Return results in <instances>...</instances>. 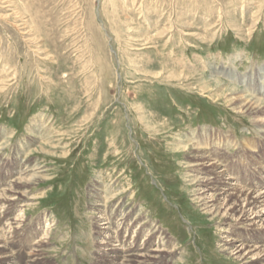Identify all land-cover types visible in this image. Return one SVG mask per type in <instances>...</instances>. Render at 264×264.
<instances>
[{
  "label": "rangeland",
  "instance_id": "374dc122",
  "mask_svg": "<svg viewBox=\"0 0 264 264\" xmlns=\"http://www.w3.org/2000/svg\"><path fill=\"white\" fill-rule=\"evenodd\" d=\"M211 68L264 81V0H0V172L16 153L40 150L37 133L54 138L34 152L48 180L30 190L37 198L21 219L51 241L47 264H93L89 195L110 173L112 183L124 174L128 203L177 242L171 264H239L221 252L220 219L195 205L173 148L192 131H224L250 146L247 176L264 177V119L235 111L226 95L236 84L220 76L215 86ZM181 69L192 76L169 77Z\"/></svg>",
  "mask_w": 264,
  "mask_h": 264
},
{
  "label": "bare ground",
  "instance_id": "6f19581e",
  "mask_svg": "<svg viewBox=\"0 0 264 264\" xmlns=\"http://www.w3.org/2000/svg\"><path fill=\"white\" fill-rule=\"evenodd\" d=\"M234 71L212 69L211 75L207 78L218 87L224 81L220 76L236 84L230 85V91L226 95L235 96L236 102L233 103L235 111L264 119V81L260 82L261 74H236ZM168 74L171 79L192 76L183 70L168 71ZM155 121L157 122L156 119ZM258 123L259 126L264 127L263 123L259 121ZM213 131L204 127L174 139L176 143L173 145L174 151L184 153L185 177L191 188L192 199L204 214L211 217V220L220 219L222 238L219 245L222 253L228 254L239 264H264V187H262L264 177L261 178L259 171L252 173L256 178L247 176L246 172H250L249 168L253 166V156L245 140L239 141L237 138H232V135L224 134V131L217 133ZM261 134L264 135V129ZM3 135H0V139H3ZM37 136L41 141L40 150L37 147H33L35 150L30 147L25 154L16 153L14 168L10 169L9 174L0 172V264H47L45 251L51 241L47 240L48 236L41 239L42 232L35 228L36 225L21 220L27 213L28 202L31 203L37 198L36 195L31 198L30 190L44 180H48L46 171L38 168L37 164L34 165L36 160L34 158L33 161L34 152L37 150L42 153L49 152V149L55 147L54 142L52 143L54 138H46L43 131L37 133ZM215 138L219 140L215 141ZM1 142L0 152L5 147L1 148L6 139ZM234 147H238L234 151L237 152L235 154L230 150ZM0 162V166H3V162L1 160ZM244 162L248 163L247 166H244ZM258 162L257 164L261 166L264 159ZM206 164L210 169L204 168ZM112 175L113 173L109 176L100 175L89 195L93 209L91 214L97 218L94 229L98 238V244L95 245L98 253L93 257V264H102V262L103 264H171L172 261L177 260L181 254L179 251H182L180 247L178 248L177 242L174 239H167L161 225H154L152 221L154 219H149L138 206L132 207L134 201L133 204L128 203L129 198L133 197V192L124 185L122 179L124 174L119 173V177L113 183ZM219 200H222V203H217ZM15 208L21 211L18 217L17 215L11 217ZM41 218H38V222ZM2 221L7 223L6 226ZM262 221L263 224L259 226ZM227 222L236 224L227 229ZM243 227L250 229L241 232L245 231Z\"/></svg>",
  "mask_w": 264,
  "mask_h": 264
}]
</instances>
